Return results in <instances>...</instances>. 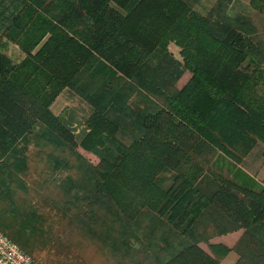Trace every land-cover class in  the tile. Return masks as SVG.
Masks as SVG:
<instances>
[{
	"label": "trees",
	"instance_id": "1",
	"mask_svg": "<svg viewBox=\"0 0 264 264\" xmlns=\"http://www.w3.org/2000/svg\"><path fill=\"white\" fill-rule=\"evenodd\" d=\"M17 1L3 30L27 56L0 41V232L33 264H222L231 250L263 264L264 194L198 181L219 155L264 158V0L235 14L234 0ZM65 87L91 106L80 135L50 108ZM235 230L232 248L210 243Z\"/></svg>",
	"mask_w": 264,
	"mask_h": 264
},
{
	"label": "rangeland",
	"instance_id": "2",
	"mask_svg": "<svg viewBox=\"0 0 264 264\" xmlns=\"http://www.w3.org/2000/svg\"><path fill=\"white\" fill-rule=\"evenodd\" d=\"M213 3L214 0H200L196 8L200 12L206 13ZM20 4L17 0H0V41L5 44L2 51L15 64L24 60L27 53L20 44L9 40L5 36L3 29L12 26L11 22H14L16 16L21 14V11H18ZM229 10L232 14L237 12L246 13L249 11V7L244 1L234 0ZM37 49L38 47L30 53L33 55ZM169 50L177 59L181 58L179 48L175 44H169ZM50 108L72 128L76 135H80L84 129V120L89 114L91 106L80 87H65L53 98ZM30 147L34 150L32 145ZM85 154L90 160L96 161L93 155ZM211 166V170L198 181V186L202 190H209L208 187H212L225 180L231 181L240 187L250 188L261 195L264 194V158L261 155V147L259 145L252 148L239 163H234L227 157L219 155L218 159ZM32 176H35V174L32 173ZM241 235V230L231 231L212 237L210 243L222 244L228 248H232ZM200 245L203 249L209 251L205 243H201ZM236 258L237 253L231 250L223 257L224 260H222L224 264H230ZM43 260L44 257L41 255L40 258H35L34 264H46Z\"/></svg>",
	"mask_w": 264,
	"mask_h": 264
},
{
	"label": "built area",
	"instance_id": "3",
	"mask_svg": "<svg viewBox=\"0 0 264 264\" xmlns=\"http://www.w3.org/2000/svg\"><path fill=\"white\" fill-rule=\"evenodd\" d=\"M0 264H33L32 258L0 232Z\"/></svg>",
	"mask_w": 264,
	"mask_h": 264
},
{
	"label": "crops",
	"instance_id": "4",
	"mask_svg": "<svg viewBox=\"0 0 264 264\" xmlns=\"http://www.w3.org/2000/svg\"><path fill=\"white\" fill-rule=\"evenodd\" d=\"M242 231V230H241ZM224 260V259H223ZM223 260H222V264H224L223 263ZM235 261V259H233L232 261H231V263L230 264H233V262Z\"/></svg>",
	"mask_w": 264,
	"mask_h": 264
}]
</instances>
